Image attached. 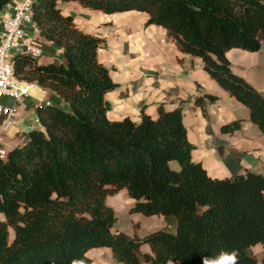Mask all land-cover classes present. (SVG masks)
Returning a JSON list of instances; mask_svg holds the SVG:
<instances>
[{
	"label": "trees",
	"instance_id": "obj_1",
	"mask_svg": "<svg viewBox=\"0 0 264 264\" xmlns=\"http://www.w3.org/2000/svg\"><path fill=\"white\" fill-rule=\"evenodd\" d=\"M13 1L0 0V11ZM59 1L36 0L32 17L66 63L40 64L19 53L14 72L56 92L67 106L39 105L40 128L6 155L0 151V264L89 262L86 253L98 247L111 248L116 263L142 264L143 244L150 245L152 254L143 256L153 264H201L233 249L238 264H260L250 248L260 243L264 251V175L211 177L192 159L181 106L160 107L155 119L146 113L139 121L109 119L106 95L117 84L99 60L105 41L82 30ZM63 1L109 14L146 13L147 24L167 28L181 51L202 59L264 134V96L234 73L226 56L231 48L261 49L264 0ZM217 99L205 93L196 101L205 110ZM243 121L222 131L233 133ZM121 189L134 199L131 211L162 215L167 225L144 238L114 233L116 214L106 199Z\"/></svg>",
	"mask_w": 264,
	"mask_h": 264
},
{
	"label": "crops",
	"instance_id": "obj_2",
	"mask_svg": "<svg viewBox=\"0 0 264 264\" xmlns=\"http://www.w3.org/2000/svg\"><path fill=\"white\" fill-rule=\"evenodd\" d=\"M21 1L15 0L0 11V43L3 21L12 15L15 5ZM59 6L64 14L74 17L82 30L105 41L99 49V60L110 70L112 80L117 84L106 95L110 105L109 119L129 117L139 121L142 113L155 119L160 107L172 110L181 106L188 139L194 145L192 159L200 162L211 177L230 178L247 171L264 175V134L250 121L249 109L209 75L200 57L181 51L167 28L147 24V14L135 10L109 14L63 0L59 1ZM259 40L262 47L258 51L231 48L226 56L234 73L264 96V33L259 34ZM28 41L42 49V55L37 58L40 64L66 63L63 50L41 36L32 24L25 27L23 42ZM13 53L17 55L21 51L17 49ZM205 93L216 95L218 99L203 110L196 99ZM49 103L67 106L56 92L37 84L21 100L1 97L0 106L13 108L16 112L11 118L0 113V151L7 153L22 144L32 129L40 128L37 108ZM237 119L244 120L240 129L233 133L222 131L224 124ZM113 196L115 200L107 204L114 210L118 206L116 201L123 198L127 205L134 204V199L123 189ZM155 216L160 221L157 229L167 225L164 216ZM112 231L123 232L115 228ZM148 245L141 246L142 264H153L143 256L152 254ZM86 256L89 262L81 264H123L116 263L112 249L106 247L92 248ZM167 264L181 263L169 261Z\"/></svg>",
	"mask_w": 264,
	"mask_h": 264
},
{
	"label": "built area",
	"instance_id": "obj_3",
	"mask_svg": "<svg viewBox=\"0 0 264 264\" xmlns=\"http://www.w3.org/2000/svg\"><path fill=\"white\" fill-rule=\"evenodd\" d=\"M36 0H23L14 7L12 15L6 17L3 21L4 30L0 43V98L10 97L16 101L27 96L29 89L34 83L21 81L17 79L14 72L16 55L14 50L21 51V54H28L34 58L42 55V49L32 41L23 42L25 36V27L29 24L35 26L32 17V5ZM15 109L0 106V113L11 118L15 114ZM11 121H8V124ZM1 154L6 155L5 151Z\"/></svg>",
	"mask_w": 264,
	"mask_h": 264
},
{
	"label": "rangeland",
	"instance_id": "obj_4",
	"mask_svg": "<svg viewBox=\"0 0 264 264\" xmlns=\"http://www.w3.org/2000/svg\"><path fill=\"white\" fill-rule=\"evenodd\" d=\"M123 191L128 192L126 189H123ZM113 200H115L113 194L108 195L106 202L108 204H112ZM116 202L118 206L115 207L116 222L114 223L113 228L119 229L129 235L137 233L139 236L144 237L160 227V221L155 218L157 216H146L144 214L131 211L132 205H127L124 198L117 200ZM0 219H4V215L1 212ZM172 230H174V228ZM13 237L14 232L10 229V238L13 239ZM106 248L111 251L109 247ZM250 252L255 255L260 264H263L264 251L260 243L252 246L250 248ZM76 264H81V261H78Z\"/></svg>",
	"mask_w": 264,
	"mask_h": 264
},
{
	"label": "clouds",
	"instance_id": "obj_5",
	"mask_svg": "<svg viewBox=\"0 0 264 264\" xmlns=\"http://www.w3.org/2000/svg\"><path fill=\"white\" fill-rule=\"evenodd\" d=\"M239 250L221 251L215 257H203L201 264H238Z\"/></svg>",
	"mask_w": 264,
	"mask_h": 264
}]
</instances>
